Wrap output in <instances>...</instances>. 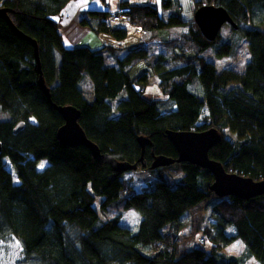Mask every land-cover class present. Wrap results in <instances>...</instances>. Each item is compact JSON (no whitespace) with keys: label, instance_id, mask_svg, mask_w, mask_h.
<instances>
[{"label":"trees","instance_id":"1","mask_svg":"<svg viewBox=\"0 0 264 264\" xmlns=\"http://www.w3.org/2000/svg\"><path fill=\"white\" fill-rule=\"evenodd\" d=\"M67 1L0 0V7H6L20 31L36 40L51 101L80 110V125L102 153L138 161L137 136L144 135L152 141L143 152L145 165L138 163L144 167L152 153L176 156L166 129L201 131L215 126L221 136L209 157L226 170L264 179V0H205L222 5L237 25L231 30L247 40L250 56L240 72L218 70L202 55L207 48L227 55L232 43L220 41L219 33L208 40L193 18L166 12L172 0H159V6L124 1L130 6L129 22L143 31L179 25L186 30L163 40L164 51L150 52L141 44L107 64L101 52L105 46H64L54 16ZM199 1L195 8L203 4ZM108 14L106 9H88L80 23L124 38L126 29L108 24ZM189 51L194 54L189 56ZM140 61L150 69L131 78V68ZM150 74L171 101L169 107L143 94ZM84 76L91 83L89 96L81 87ZM37 79L32 43L0 16V109L10 115L0 120V239L10 235L19 244L14 264H239L236 256H217L235 239L264 264V192L247 199L228 196L230 202L221 200L214 207V228L204 229L213 254L197 246H174L176 240L165 227L215 195L209 189L212 173L189 162H181L183 175L176 183L157 178L150 187L122 197L124 209L141 214L135 231L121 224L118 215L96 224L95 197L101 198L99 208L105 211L119 197L123 181L107 160L95 159L86 146L59 143L56 130L63 118ZM19 120L23 127L14 132ZM44 158L46 164L38 167ZM230 226L233 231L228 232Z\"/></svg>","mask_w":264,"mask_h":264},{"label":"rangeland","instance_id":"2","mask_svg":"<svg viewBox=\"0 0 264 264\" xmlns=\"http://www.w3.org/2000/svg\"><path fill=\"white\" fill-rule=\"evenodd\" d=\"M195 1L196 0H172V5L165 10L166 12L169 11L170 13H180V15L184 19L193 18ZM145 2L151 4L154 1L146 0ZM199 2L205 3V0H200ZM85 8L92 9L91 7ZM62 9L64 8L62 7L61 10ZM85 13H87V11H85ZM166 15L167 14L165 13V16ZM183 26L186 27V25ZM177 27L178 28L176 29L180 30L183 28L181 27V25ZM171 32L172 31L168 30V28H161L157 30L158 35ZM176 34H178V31L176 32ZM219 35L220 41H229L232 43L230 53L227 55L218 56L212 50V48H207L202 52V55L207 60L212 61L215 64L216 69L218 70L230 67L235 69L236 71H242L250 56L247 48L246 38L244 36H241L240 33L237 32V30L232 31L231 26L227 23L222 25ZM163 39L167 38L161 37L155 40L156 42H153L151 47L148 46L150 51H164L165 48L163 45ZM191 52L192 51H189V53ZM113 61H115V59ZM138 71V66H136L133 68L132 74L133 72L138 73ZM81 87L87 96L91 94V83L87 76H84V78L82 79ZM192 87L195 91H199L196 84H194ZM143 94L149 100H158L161 105H159L160 107H169V105L171 104V101L167 100L166 96L163 94V92H161L158 86V79L155 74H150L148 84L143 89ZM9 118L10 115L8 114V112L0 109V120H6ZM29 120L35 121L33 117H29ZM222 130L226 136L231 138L233 137V134L228 131L227 127H223ZM46 160L47 159L45 158L41 160L38 164V167H42L43 165H45ZM180 164L181 162H172L169 165H163L153 169H150L148 166L142 167L138 165L137 169L125 171L120 174L119 177L120 179H122L124 187L120 191L119 197L110 205H108L105 211H102L99 208V201L101 198L99 196H96L94 199L93 206L98 213V220L96 224L102 223L104 220L110 218L111 216L118 215L119 222L121 224L126 225L131 230L135 231L141 219V214L135 208L124 209L122 206V197L126 195L130 190L140 191L142 189L150 187L157 178L164 179L171 184L176 183L183 175V170L181 169ZM221 200L230 202L228 196L218 197L216 195H211L210 198L202 202L199 206L186 211L176 224H168L169 226L165 227V232H169L171 237L176 240L174 246H177L178 250L197 246L205 250L206 254H213L211 249L212 244L204 234V229L214 228V223L215 221H217V217L215 216L213 209L217 204L221 203ZM226 230L228 232L233 231L231 226ZM201 237L203 238V240H200L202 239ZM19 254V244L13 237L9 235L0 239V264H14L16 258L19 257ZM217 256L221 260H225L229 256H236L241 260V263L239 264H259V262L253 255L248 254L245 245L240 239H235L233 242L223 247L217 253Z\"/></svg>","mask_w":264,"mask_h":264},{"label":"water","instance_id":"3","mask_svg":"<svg viewBox=\"0 0 264 264\" xmlns=\"http://www.w3.org/2000/svg\"><path fill=\"white\" fill-rule=\"evenodd\" d=\"M0 16L5 18L17 35L29 40L33 46V55L37 65V83L40 90L45 94L51 106L62 116L63 122L56 130L58 141L62 145L81 144L89 148L93 157L97 160H107L112 171L118 175L125 171L137 169L138 163L145 165L143 152L146 145H152V141L144 135H138L137 141L141 147L138 161L130 162L118 160L112 155L102 153L98 145L89 139L80 125L78 118L80 110L72 104H57L51 101L50 90L46 85L42 75L41 63L38 54V45L34 38H30L20 31L11 21L7 14L6 7H0ZM193 21L197 25L201 34L208 40H214L222 25L225 23L236 28L237 25L222 5L203 3L198 5L193 11ZM24 122L19 120L15 123L14 132L23 127ZM165 134L176 150V156L152 153V159L148 167L150 169L169 165L172 162H189L201 168L208 169L213 179L209 184V189L219 197L236 196L242 199L254 197L264 192V179H254L250 176L241 175L235 171H229L224 165L209 157V149L219 141L220 131L215 126H210L201 131L190 129H166ZM1 149V142H0Z\"/></svg>","mask_w":264,"mask_h":264},{"label":"crops","instance_id":"4","mask_svg":"<svg viewBox=\"0 0 264 264\" xmlns=\"http://www.w3.org/2000/svg\"><path fill=\"white\" fill-rule=\"evenodd\" d=\"M103 1V2H102ZM69 0L64 6L62 10L58 14L54 16L55 20L58 24L59 32L62 36L63 44L66 47L72 46H87L90 49H97L105 46V49H102L101 52L104 55L105 62L107 64H113L116 60L117 56L123 55L128 48H132L137 45H143L148 47L152 45L155 40L163 37L169 38L172 36H176V32H181L186 30V27H183L181 30L176 29L177 26L169 27L168 30L172 31L171 33H163L162 35H158L157 30H144L143 32H137L136 27L127 21H119V22H108L111 26L114 27H122L126 29V36L122 39H117L113 37L108 32H95L90 27L85 24L80 23V18L85 14V11L88 9L85 7H91L92 9L105 10L109 13L114 12L120 6L121 3L129 2L131 4H149L145 2L146 0ZM151 4L159 6V0H153ZM164 13V11H163ZM166 13V12H165ZM165 15V14H164ZM106 19V18H105ZM176 29V30H175ZM164 35V36H163ZM166 40V39H163ZM111 47L112 50H108L107 48ZM151 52V51H150ZM157 51L155 53H158ZM192 56L194 53H187ZM109 60V61H108ZM143 61L135 64L129 74L130 77L133 78L138 75L143 70H148V66ZM138 66V73L133 72L134 67ZM141 67V68H140Z\"/></svg>","mask_w":264,"mask_h":264},{"label":"built area","instance_id":"5","mask_svg":"<svg viewBox=\"0 0 264 264\" xmlns=\"http://www.w3.org/2000/svg\"><path fill=\"white\" fill-rule=\"evenodd\" d=\"M130 6L125 3H121L116 11L109 13L106 16V20L110 22L127 21L129 22ZM137 32H143L140 28L136 27Z\"/></svg>","mask_w":264,"mask_h":264},{"label":"clouds","instance_id":"6","mask_svg":"<svg viewBox=\"0 0 264 264\" xmlns=\"http://www.w3.org/2000/svg\"><path fill=\"white\" fill-rule=\"evenodd\" d=\"M138 168V167H137Z\"/></svg>","mask_w":264,"mask_h":264},{"label":"snow or ice","instance_id":"7","mask_svg":"<svg viewBox=\"0 0 264 264\" xmlns=\"http://www.w3.org/2000/svg\"><path fill=\"white\" fill-rule=\"evenodd\" d=\"M235 247V246H234Z\"/></svg>","mask_w":264,"mask_h":264}]
</instances>
